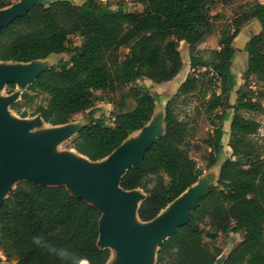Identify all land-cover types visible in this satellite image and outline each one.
Segmentation results:
<instances>
[{
    "label": "trees",
    "instance_id": "16d2710c",
    "mask_svg": "<svg viewBox=\"0 0 264 264\" xmlns=\"http://www.w3.org/2000/svg\"><path fill=\"white\" fill-rule=\"evenodd\" d=\"M231 1L130 0L141 10L127 11L120 2L113 9L95 0H56L47 6L34 4L0 28V61L67 55L38 73L21 94L28 106L36 95L45 97L46 103L36 105L29 116L40 114L47 124L63 125L84 111L94 114L97 92L119 94L111 124L94 119L71 141L70 148L90 161L107 157L149 122L157 94L137 82L174 79L182 69L179 44H187L189 72L165 105V132L120 180L123 190L141 189L145 194L137 210L141 221L154 219L201 175L189 155L190 129L172 104L181 96L196 95L203 106L213 127L204 141L210 149L208 165L219 160L223 123L227 109L232 110L227 144L231 156L221 163L216 184L189 210L187 222L161 243L155 264H214L221 254L215 245L221 234L241 236L222 264H264V158L251 138L260 124L240 113L262 110L245 81L254 77L264 85V3L242 0L240 15L223 29L218 47H198L213 32L211 6ZM8 5L9 0H0V9ZM250 20L259 22L261 32L244 46V84L236 89V105H231L236 85L233 41ZM7 86L12 92L15 84ZM20 102L11 108L18 111ZM100 217L96 207L64 185L20 181L0 204V264L3 256L15 257V264H105L110 251L97 244Z\"/></svg>",
    "mask_w": 264,
    "mask_h": 264
},
{
    "label": "water",
    "instance_id": "95a60500",
    "mask_svg": "<svg viewBox=\"0 0 264 264\" xmlns=\"http://www.w3.org/2000/svg\"><path fill=\"white\" fill-rule=\"evenodd\" d=\"M54 1L56 0H22L16 7L1 8L0 28L23 14L34 4L47 6ZM32 61H0V63L28 65L24 69L17 67L0 68V87L14 83L24 87L26 91L27 87L34 82L38 73L55 65L54 62L45 68L33 67L32 65L35 62ZM5 106L6 102L0 101V204L9 193L14 191L13 189L7 192L10 181L17 176H22L23 180L40 185H64L70 192L69 185L72 187L71 189H75L79 193L73 194L70 192L72 195L85 199L101 213L98 246L108 248L109 251L110 249L116 250L126 260V264H155L156 253L161 243L175 232L177 226L187 222L189 210L198 204L199 198L204 196L218 180L219 173L215 182H205L204 179L198 181L197 179L193 185L168 204L154 219L146 222L141 221L137 210L141 201L145 198V194L139 204L135 206V198L127 195V192L131 190H123L120 187V180L127 170L136 167L140 163L150 144L164 134L165 107L164 113L162 112V123L164 125L162 134L163 125H161L157 134L154 130L144 129L153 118L154 108L149 122L143 128L134 132L138 133L145 130L146 139L138 140L132 133L111 154L98 161H90L87 157L74 151L75 154L85 157L86 161L95 163L104 160L94 172H91L88 167L74 164V161L54 158L47 154L50 146L55 141L71 134L70 129L60 134H41L35 138H28L25 136V132L32 129L33 124H20L9 120L4 112ZM33 117L38 118L40 123L47 124L42 120L40 114ZM66 124L56 126L48 124L46 126L60 127ZM85 125L87 124L80 126L76 134ZM46 180L61 181L62 183L47 184L44 182ZM88 197L93 198L96 204L90 202ZM133 218H137L141 223L149 224V226L145 228L132 227ZM229 252L230 250L219 255L214 264H222ZM111 261L110 257L106 263L110 264Z\"/></svg>",
    "mask_w": 264,
    "mask_h": 264
},
{
    "label": "rangeland",
    "instance_id": "374dc122",
    "mask_svg": "<svg viewBox=\"0 0 264 264\" xmlns=\"http://www.w3.org/2000/svg\"><path fill=\"white\" fill-rule=\"evenodd\" d=\"M21 1L22 0H9V5L6 6L5 9H8L10 7L11 8L16 7L21 3ZM71 1L74 3L80 2V0H71ZM95 1L103 6H110L113 9L116 7L117 3L120 2L124 5L127 11L141 10L140 6L133 5L130 2V0H95ZM252 1L264 3V0H252ZM242 7H243L242 0H233L228 4H221V3L213 4L210 8L213 32L198 47L204 50L216 49L218 47V40L223 29L227 25H231L233 19L236 18L238 15H240ZM252 21L253 20H250L242 24L240 30L244 29V31L242 32L243 34L239 38H237L236 45H234V48L239 47L238 46L239 41H241L243 35H248V28L249 27L252 28V26L248 27V25L251 24ZM74 42L79 43V39H75ZM179 51L182 58V69L174 79H172L169 82L160 83V84L154 83L147 78H143L139 82H137V85L140 86L144 85L157 94V100L155 103V113L153 114V118L151 119V121L144 128L148 131L154 130L155 134L159 132L161 125H163L162 112L164 113V107L167 101L171 97H173L179 85L184 81L185 77L189 72L187 44L181 42L179 44ZM247 57L248 55L245 53V60L243 64H241L242 58L240 54L239 56L236 57L235 60L236 73L239 72V70L242 68L243 65L244 68H246ZM62 59H67V55L52 54L45 59L32 61L35 62L32 66L45 68L46 66L52 65L54 62L55 64L58 63ZM27 66L28 65L26 64L0 63V68L17 67L20 69H24ZM242 74L240 77H238L237 74H235L236 75L235 83H237L236 80H238L240 83L239 87L243 86L244 84V81L242 79ZM245 88L247 89V91L248 90L253 91V93L255 94L254 97H256L262 104V110L259 112L240 110V113L246 118H251L259 122L260 124L259 130L255 135L251 136V138L257 144L260 153L264 158V85H262L254 77H252L245 81ZM9 90L10 88L7 85H3L2 87H0V101L6 102L4 112L9 120L18 122L20 124L22 123L33 124L32 129H29L25 132L26 137L35 138L40 136L41 134H53V133L60 134L63 131L70 129L71 131L70 135L59 138V140L55 141L50 146L47 152L48 155L54 158H63L66 160L74 161V164H79L88 167L91 172H94L98 167V165L104 162V160L95 163L86 161L84 158L80 156L78 157V154L77 153L75 154L74 152L75 150L70 148V146H71V141L76 136V131L80 126L84 124H89L94 119H103L107 124H111L114 113L118 112L119 110V106H118L119 94L116 91L109 90L102 93L100 92L96 93L97 98L95 99L92 108L94 114H91L90 110H87L75 115L64 126L49 127L46 126L48 124L44 125L40 123L38 118L29 116V114L33 111L36 105L38 104L44 105L46 103L45 97L43 95H36L33 99V103L28 106V105H23L24 101L21 100V96H20L21 92L25 91L24 87L15 85V87L12 89V92H9ZM238 97L239 95L236 93V89L234 88V90L230 93L229 103L231 105H236V100ZM16 101H21L20 102L21 108L18 111H15L14 109L11 108L12 103L14 104ZM172 107L174 108V111L178 115V117L182 121H185L186 124L188 125V128L190 129V136H191L190 145L193 148L189 151V155L190 157L196 160L197 167L201 171V175L199 176L198 181L204 179L205 182H215L220 169L219 165H221L222 161H224L226 158L231 156V148L228 147L227 144L230 139L228 118H231L232 110L227 109L228 118L226 117L227 119L223 123V130L225 134L222 139L223 149L219 153V160L218 162L212 165H208V158L210 157V149L207 147L204 141L211 137L213 127L210 123V120L204 114L203 106H200V103L198 102L196 95H189L186 97L181 96L177 98L176 102L172 104ZM21 113H26L27 116L21 117L20 116ZM163 130H164V125L161 129V134L163 133ZM144 131L134 133L133 136L137 137L138 140L139 139L144 140L146 139L145 137L147 135ZM23 179L24 178L22 176H17L13 178L10 181V184L8 185L7 192L15 189L17 183ZM44 182L47 184L62 183L61 181H55V180H46ZM68 188L70 192H72L73 194H79L78 191H76L75 189H71L72 187H70L69 185ZM127 195L135 198V203H134L135 206L139 204L140 200L144 197V193L140 189L131 190L130 192H127ZM148 226L149 224L141 223L137 218H133L132 220V227L145 228ZM237 242L238 239L236 235L221 234L217 239V241L215 242V245L221 249V254H222L223 252H227L231 250V247L234 246ZM110 257L112 259L110 264L127 263L126 260L114 249H110ZM15 263H16V258L13 256L2 257L1 264H15Z\"/></svg>",
    "mask_w": 264,
    "mask_h": 264
},
{
    "label": "crops",
    "instance_id": "0c3cea01",
    "mask_svg": "<svg viewBox=\"0 0 264 264\" xmlns=\"http://www.w3.org/2000/svg\"><path fill=\"white\" fill-rule=\"evenodd\" d=\"M253 24V25H252ZM249 26H252V28H250ZM249 27V28H248ZM248 35H243V37H242V39H241V41H239V47L238 48H235V54H234V57H233V67H232V72H233V74H234V76L236 77V75L235 74H237V76L238 77H240L241 76V74L244 72V70L246 69V68H244V65L242 66V68L239 70V72H237L236 73V63H235V60H236V57L237 56H239V54H240V56H241V64H243L244 63V60H245V51H244V46H245V44H246V42L252 37V36H254V35H257L258 33H260L261 32V26H260V24H259V22L257 21V20H253L252 21V23L251 24H249L248 25ZM244 31V29L243 30H241V32L238 34V36L234 39V41H233V46L234 45H236V41H237V38H239L243 33ZM247 54V53H246ZM237 81V83H236V85H235V89H237L238 87H239V81L238 80H236ZM229 121H230V119H229ZM234 235H236L237 236V239H238V242L240 241V239H241V236L240 235H238V234H234ZM237 242V243H238ZM236 243V244H237ZM236 244L234 245V246H236ZM234 246H232L231 247V249L234 247Z\"/></svg>",
    "mask_w": 264,
    "mask_h": 264
},
{
    "label": "bare ground",
    "instance_id": "6f19581e",
    "mask_svg": "<svg viewBox=\"0 0 264 264\" xmlns=\"http://www.w3.org/2000/svg\"><path fill=\"white\" fill-rule=\"evenodd\" d=\"M82 157V158H84V159H86L85 157H83V156H81V155H78V157ZM0 169H1V167H0ZM88 200L90 201V202H92L93 204H96V201L93 199V198H91V197H88Z\"/></svg>",
    "mask_w": 264,
    "mask_h": 264
},
{
    "label": "built area",
    "instance_id": "2783aa9c",
    "mask_svg": "<svg viewBox=\"0 0 264 264\" xmlns=\"http://www.w3.org/2000/svg\"><path fill=\"white\" fill-rule=\"evenodd\" d=\"M80 264H88L87 261H81Z\"/></svg>",
    "mask_w": 264,
    "mask_h": 264
},
{
    "label": "clouds",
    "instance_id": "9594fccd",
    "mask_svg": "<svg viewBox=\"0 0 264 264\" xmlns=\"http://www.w3.org/2000/svg\"><path fill=\"white\" fill-rule=\"evenodd\" d=\"M36 238H34V241H35Z\"/></svg>",
    "mask_w": 264,
    "mask_h": 264
}]
</instances>
